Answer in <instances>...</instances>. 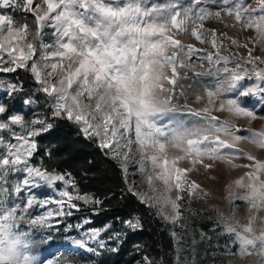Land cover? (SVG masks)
<instances>
[{"label":"snow or ice","instance_id":"snow-or-ice-1","mask_svg":"<svg viewBox=\"0 0 264 264\" xmlns=\"http://www.w3.org/2000/svg\"><path fill=\"white\" fill-rule=\"evenodd\" d=\"M0 93V264H119L126 247V264H206L201 247L264 264V0H0ZM84 144L118 192L62 167ZM200 203L215 240L191 228ZM156 222L174 247L154 254Z\"/></svg>","mask_w":264,"mask_h":264},{"label":"trees","instance_id":"trees-1","mask_svg":"<svg viewBox=\"0 0 264 264\" xmlns=\"http://www.w3.org/2000/svg\"><path fill=\"white\" fill-rule=\"evenodd\" d=\"M92 160L93 163L89 164L88 161ZM62 167L67 168L72 171L77 179L81 182V185L86 187L88 190L97 191L101 194H105L106 188H112L113 191L118 192L119 188L122 186L117 179V175L113 170L111 164L99 153L98 150L94 149L88 144H84L82 150L76 156V158L66 164H63ZM87 172L88 176H85L84 173ZM95 174V175H93ZM127 201L124 202L127 205ZM137 207L136 205H132ZM126 210L131 211V207H127ZM139 211H143L142 208L138 207ZM111 213L107 215H100L94 217L95 227L101 226L106 219L111 217ZM206 216H200L199 218H192L193 224L191 228L196 232L203 230L207 232L210 236H213L215 240V233L211 231L213 227V222L206 219ZM162 226L156 222L151 224V226L142 234L143 239L149 241L153 246L154 254L157 251L170 250L174 247L173 241L170 239L167 230H161ZM183 235V233H182ZM223 242V241H221ZM157 245H160V248L157 249ZM129 249L126 247L125 251L118 258L119 264H126L133 259V257L128 255ZM200 256L198 259L206 260V264L211 263L210 260H207L203 255V247L200 250ZM139 259V257H135Z\"/></svg>","mask_w":264,"mask_h":264},{"label":"rangeland","instance_id":"rangeland-1","mask_svg":"<svg viewBox=\"0 0 264 264\" xmlns=\"http://www.w3.org/2000/svg\"><path fill=\"white\" fill-rule=\"evenodd\" d=\"M3 96H4V94L3 93H0V98H3ZM12 103H13V108L15 110H17V111H23L26 115H29V116L32 114V109L30 107H28V106H24L19 98L16 99L15 101H13ZM238 162L242 163L243 161H238ZM244 171H245L244 169H236V170H233L229 174L228 178L229 179H234L237 176L243 174ZM136 179H139V178L137 177ZM199 179L204 180V177L201 176ZM204 182H205L206 185L209 184L208 181H204ZM225 182L226 181H221V182H219L216 185L217 190L214 192V196L215 197H218L219 198V197H222L223 196L222 189H223V185H224ZM41 195H45V196L46 195H53V193L50 190H48V189H43L42 192H41ZM211 203H216V204H220L221 206H223L222 199H213L211 201ZM193 207L204 209L205 216H214L215 215L214 212L208 211L207 207L204 204H202V203H200V204H194ZM199 217H200L199 215L196 216V218H199ZM92 226L95 227V225H92ZM60 254L61 253H57V252H54V251H44L43 249H41L39 251L40 257L41 258H45V259H55ZM209 264H211V263H209Z\"/></svg>","mask_w":264,"mask_h":264}]
</instances>
